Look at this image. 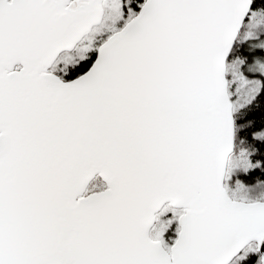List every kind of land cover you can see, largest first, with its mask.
<instances>
[{"label":"snow or ice","instance_id":"obj_1","mask_svg":"<svg viewBox=\"0 0 264 264\" xmlns=\"http://www.w3.org/2000/svg\"><path fill=\"white\" fill-rule=\"evenodd\" d=\"M0 264H264V0H0Z\"/></svg>","mask_w":264,"mask_h":264}]
</instances>
